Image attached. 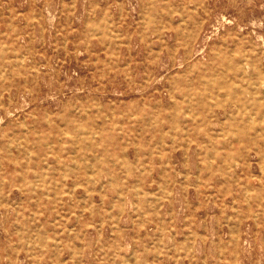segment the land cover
Listing matches in <instances>:
<instances>
[{
  "label": "rangeland",
  "instance_id": "1",
  "mask_svg": "<svg viewBox=\"0 0 264 264\" xmlns=\"http://www.w3.org/2000/svg\"><path fill=\"white\" fill-rule=\"evenodd\" d=\"M0 66V264H264V0H0Z\"/></svg>",
  "mask_w": 264,
  "mask_h": 264
},
{
  "label": "bare ground",
  "instance_id": "2",
  "mask_svg": "<svg viewBox=\"0 0 264 264\" xmlns=\"http://www.w3.org/2000/svg\"><path fill=\"white\" fill-rule=\"evenodd\" d=\"M16 54V53H15ZM17 56V55H16ZM16 60V59H15ZM21 60V59H20ZM23 60V59H22ZM17 62V61H16ZM1 67V66H0ZM107 115V114H106ZM108 117V116H107ZM49 120V119H48ZM26 130V129H25ZM100 131V130H99ZM235 137H236V135H235ZM85 139V138H84ZM11 141V140H10ZM9 141V142H10ZM17 141H19V140H17ZM19 143V142H18ZM9 144V143H8ZM13 144V143H12ZM17 146V145H16ZM15 147V146H14ZM18 147V146H17ZM9 150H10V148H9ZM28 152V151H27ZM10 153H12V152H10ZM262 154V153H261ZM27 155V154H26ZM35 156V155H34ZM94 159V158H93ZM45 162H46V160H45ZM20 166V165H19ZM25 166V165H24ZM21 173V172H20ZM5 180V179H4ZM36 185V184H35ZM103 186V185H102ZM101 186V187H102ZM35 187V186H34ZM43 187V186H42ZM33 190H34V188H33ZM45 190V189H44Z\"/></svg>",
  "mask_w": 264,
  "mask_h": 264
}]
</instances>
